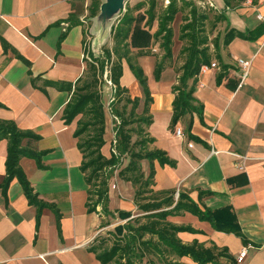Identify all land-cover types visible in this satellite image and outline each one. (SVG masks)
Returning <instances> with one entry per match:
<instances>
[{
    "label": "crops",
    "instance_id": "0c3cea01",
    "mask_svg": "<svg viewBox=\"0 0 264 264\" xmlns=\"http://www.w3.org/2000/svg\"><path fill=\"white\" fill-rule=\"evenodd\" d=\"M134 1L125 0L123 12L129 8L134 16H144L141 27L155 34L158 18L149 25L145 1ZM106 2L101 0V6ZM208 2L219 14L214 30L206 32L210 65L218 67L197 76L196 110L175 128L187 136L177 137L170 130L173 88L184 64L177 67L185 46L179 27L173 28V57L164 68L174 76L165 81L163 75L155 85L149 83L152 102L147 116L152 123L144 124V136L154 140L144 151L163 152L173 164L141 162L145 179L153 170L142 200L136 197L138 186L117 169L109 185L110 214H106L101 205L95 206L88 175L82 170L85 158L76 136L79 119L68 123L64 112L86 77L92 56L98 57L104 46L114 48L112 30L106 43L100 41L98 32L92 35L97 23L104 25L108 18L102 16L101 6L99 14L90 17L93 0H0V121L12 122L20 131L38 137L35 142L25 139L22 148L39 155L19 159L34 203L18 178L4 187L8 139L0 136V264H101L94 248L104 230L136 225L140 218L146 223V216L156 212L143 211L140 205L161 201H170L161 210L171 213L165 223L191 229L178 234L182 244L198 242L206 248L226 249L235 260L247 248L246 258L237 264H264V25L256 18L264 0H254L252 5L247 0H197L204 9L211 8ZM122 16L117 15L110 28ZM179 16L184 17V12L172 25ZM232 29L249 38L236 36L226 43ZM151 50H161L159 43L148 53L132 49L133 62L145 69V59H157ZM240 59L250 64L244 82ZM123 66L125 75V67L130 68L126 61ZM104 113L102 154L109 159L116 143L115 122L105 106ZM135 137L139 135L133 134L132 141ZM239 156L248 158L243 171ZM128 163L124 159L122 168ZM181 193L202 210L230 207L240 235L217 231L188 211L173 212ZM124 214L130 216L124 218ZM164 256L180 264H197L189 257ZM162 258L152 254L143 264H159ZM219 264L229 261L221 258Z\"/></svg>",
    "mask_w": 264,
    "mask_h": 264
},
{
    "label": "trees",
    "instance_id": "16d2710c",
    "mask_svg": "<svg viewBox=\"0 0 264 264\" xmlns=\"http://www.w3.org/2000/svg\"><path fill=\"white\" fill-rule=\"evenodd\" d=\"M179 1L182 3L181 5H179ZM100 6L101 0H93L89 10L91 18H95L99 14ZM156 7V1L149 0V8L146 13L148 24H152L156 18L159 20L158 30L153 35L150 31L141 27V22L145 19L144 16H134L133 11L129 8L124 14L123 12L119 13L123 16L117 26L112 29L115 41L114 48L112 51L105 49L101 57L92 56L93 62L89 64L86 77L77 85L64 112L68 123L75 121L79 115H83L87 119L84 123L78 125L76 132V136L81 139L80 149L83 151L85 158L82 170L88 175V184L91 186L92 194L96 199L95 206L101 205L103 212L106 214H110L109 185L117 169H121L120 175L138 186L136 197L142 200L145 193H147V188L152 183L153 170L151 169L150 176L145 179L141 162L143 160L150 162L158 160L162 165L173 164L163 152L158 150L144 151L148 143H153L154 140L144 136V129L140 125L149 126L152 119L144 116L145 113L137 116V99L132 100L128 97L125 99L126 104L122 108L119 107L124 100V96L128 93L120 83L124 75V61L127 62L130 70L144 87L146 115L152 102L147 79L143 70L133 62L131 50H146V53H148L154 43H159V47L164 51V55L155 70L156 77L159 79L164 71L166 61L171 60L173 57L174 30L172 23L180 12L190 8L189 16L184 15V24L180 29L179 38L187 45L183 47L180 53L185 56V62L181 67L178 85L173 88L176 96L173 102L174 114L170 125L171 131L175 130L178 122L183 117L196 110L194 93L198 82L197 76L203 65H210V55L206 47L208 44L206 35L208 15L201 13L193 2L187 0H170L169 5L159 17L155 13ZM236 36L249 38L248 35L232 29L225 37L226 43H229ZM96 65H98L101 74L109 67L110 78L115 89H113V100L109 107L111 114L116 119V143L113 145L114 151L111 152L109 159L102 154V148L105 145V113L102 95L98 90L99 82L96 79ZM129 104L132 105V108L127 113V105ZM135 123L139 124L137 130L130 127ZM133 134L139 135L135 143L132 142ZM185 135L187 136V133ZM0 136H5L8 139L7 178L4 187L7 188L16 177L22 184L28 198L37 203L34 196H32V189L28 180L19 168V159L23 155L39 157L36 153L26 152L22 148L25 139L35 142L38 137L20 131L14 123L8 121H0ZM137 148L140 150L137 151ZM126 158L129 159V163L122 168L123 160ZM164 204H170V201L168 203L161 201L140 205L141 210L156 213H149L146 216V223H142V218H140L136 225L127 223L124 226L117 227L114 232L117 241L110 249L99 251L95 247L94 251L101 264H143L144 259L152 254L163 256L159 264H180L166 258L164 256L166 254L175 255L179 258L189 257L197 264H219L221 258L228 259L229 264H237V260L230 257L226 249L219 250L216 246L206 248L198 242H194L192 245L182 244L178 234L191 231V229L165 223L164 221L171 213L161 211ZM182 211H188L201 221L209 222L217 231L238 235L241 233L237 217L230 207L218 210H202L187 195L181 193L173 212L180 213ZM129 216V214L123 215L124 218Z\"/></svg>",
    "mask_w": 264,
    "mask_h": 264
},
{
    "label": "rangeland",
    "instance_id": "374dc122",
    "mask_svg": "<svg viewBox=\"0 0 264 264\" xmlns=\"http://www.w3.org/2000/svg\"><path fill=\"white\" fill-rule=\"evenodd\" d=\"M136 1L137 0H135L133 3H136ZM144 1H145V5H144L143 10L146 11L148 9L149 0H144ZM155 1H156V4H157L155 13H156V16L159 17L160 15H162L166 5H168L167 1H170V0H155ZM190 2H193L194 5L197 6V8L199 9V11L201 13H205V14L208 15L209 21L206 24V32H211L212 30H214L215 23H216V21H217V19L219 17V14L216 13V10H214L212 8L204 9L201 6H198L197 0H193V1L191 0ZM178 3H179V5L182 4L180 1ZM189 12H190V8H186L185 11H184V15H188ZM182 25H183V17L179 16L177 22L172 25V28H176V30H178V28L181 27ZM96 27L97 28H95L93 30V32H92L93 34L92 35H94V34H96V32H98V35H100V38H101L100 41L106 43L108 41V39H109L108 31H107V25H106V27H103V25H101L100 23H97ZM183 45L186 46L187 44L184 42ZM105 49H109V48L107 46L102 47L101 48V52L98 53L99 57L102 56V53H103V51ZM150 52L153 55H155L157 57V59H152V58L145 59L144 62H143L144 66H145V69L140 67V66L139 67L144 72V76L147 79V85H148V88H149V91H150V95H152L150 87H149V83L151 85H155L156 82H159L161 80L163 75H164L163 76L164 80L167 81V80H169L170 75H171V78H172L174 76V74H172V73L170 74V73H168L166 71H163L161 73L160 78L158 79L156 77L155 70H156L157 65L159 63L158 59L159 60L161 59V55H163L164 52L162 50H158L157 52L155 50H151ZM92 62L93 61H91L90 63H92ZM184 62H185V56L180 55V60L178 62V66L177 67H180V65H182ZM125 68H126V72H125V75H123V77L121 79V82H120L121 86L123 88H125L128 92H131V94L134 96V98L137 99V101H138V106H137V109H136L137 116L144 115V113H145L144 116H147L146 112H145V110H146V94H145L144 87L139 83L138 79L133 74V72L130 69H128V67H125ZM106 69H108V71L110 72L109 67H107ZM106 69H105L104 73H102L103 74L102 75L101 72L99 71L98 65H96V70H97L96 79L99 82L98 90H99L100 94L102 95V101H103V104L105 106V110L108 113V115L110 116L111 115V110H110L109 104H110L111 99H112L113 89L111 87H109L108 83L106 82V71H107ZM180 71H181V68H180ZM176 73H178V71ZM124 86H126V87H124ZM128 97H130V96L127 93L124 96V100L119 105L120 108H122V106L126 104L125 103V99L128 98ZM131 108H132L131 104L127 105V113H129L131 111ZM77 119H79L78 121H80L79 123L77 121V125H79L80 123H84L87 120L86 117H83V115H79L77 117ZM113 120L115 122L116 119L114 118ZM138 126H139V124L135 123V124H133L130 127L133 128L134 130H137ZM140 126L144 129V124H141ZM136 141H137V137H135V139L132 142L135 143ZM114 228L113 227H107L104 230V232L99 236V238H98L99 243L97 244V249L99 251H102L104 249L105 250L110 249L114 245V243L117 241L116 234L114 233L115 232Z\"/></svg>",
    "mask_w": 264,
    "mask_h": 264
},
{
    "label": "built area",
    "instance_id": "2783aa9c",
    "mask_svg": "<svg viewBox=\"0 0 264 264\" xmlns=\"http://www.w3.org/2000/svg\"><path fill=\"white\" fill-rule=\"evenodd\" d=\"M248 4L252 5L254 3V0H247ZM167 3L169 4V1H167ZM209 7L213 8L214 4L212 2H208L207 3ZM256 18L258 21H260L261 23H263L264 25V2L262 5V9H258L256 11ZM238 64L242 67V69L244 70V74L242 77V82H244L246 80V78L248 77L249 74V69H250V64L244 60H238ZM218 65L216 63H212L211 65H203L201 67L200 73L201 74H205L206 72H208L210 69H214L217 68ZM106 82L108 83V86L111 87L112 89H114V84L112 82V80L110 79V73L108 71V69H106ZM113 100V98L111 99V101ZM111 103V102H110ZM175 134L177 137L183 138L185 136L183 130L181 128H177L175 130ZM190 147H192V145H190ZM239 158H241L243 160V164L240 166V170H245V162L248 160L247 157H241L239 156ZM248 254V249L244 248L241 253L239 254V256L237 257V262L238 263H242L244 261V259L246 258Z\"/></svg>",
    "mask_w": 264,
    "mask_h": 264
},
{
    "label": "water",
    "instance_id": "95a60500",
    "mask_svg": "<svg viewBox=\"0 0 264 264\" xmlns=\"http://www.w3.org/2000/svg\"><path fill=\"white\" fill-rule=\"evenodd\" d=\"M125 8V0H107L106 3H103L101 6L102 16L108 18V23H103L104 27L107 25L108 35L110 34L112 28V21L119 15L120 12H123ZM109 25V26H108Z\"/></svg>",
    "mask_w": 264,
    "mask_h": 264
}]
</instances>
